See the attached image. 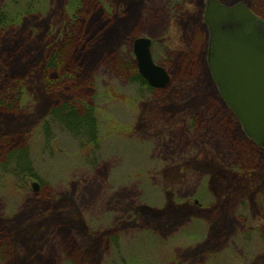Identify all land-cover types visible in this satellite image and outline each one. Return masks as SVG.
I'll use <instances>...</instances> for the list:
<instances>
[{"label":"rangeland","instance_id":"1","mask_svg":"<svg viewBox=\"0 0 264 264\" xmlns=\"http://www.w3.org/2000/svg\"><path fill=\"white\" fill-rule=\"evenodd\" d=\"M74 3L0 0V10L26 8L24 37L38 22L59 39L80 8ZM84 3L80 13L93 7L92 17L112 24L135 11L125 31L114 30L113 56L81 73L84 87L62 89L67 99L93 102L97 142L49 117L63 101L37 69L44 30L21 48L19 71L32 72L19 113H0V134L28 150L36 176L0 171V234L16 264H264V148L246 138L209 72L206 0ZM10 35L0 37V86L4 60L22 37L8 42ZM139 36L169 74L163 88L131 80Z\"/></svg>","mask_w":264,"mask_h":264},{"label":"trees","instance_id":"2","mask_svg":"<svg viewBox=\"0 0 264 264\" xmlns=\"http://www.w3.org/2000/svg\"><path fill=\"white\" fill-rule=\"evenodd\" d=\"M85 1L86 0H75L74 9L79 6L80 8L75 11L76 14L73 22L59 39H55L54 36L51 37V29L48 26L42 29L36 28L35 26L38 27L41 25L38 22L34 23L35 26H30V29L33 34H31L32 36H35L39 31H45L43 39L37 42L38 50H41V54L43 53V61L37 64V69L44 80L45 88L52 93H58V97L63 101L59 106L56 105V107L50 108L48 112L49 117L59 122L73 135L86 138L87 141L91 143H96L98 134L93 102L91 100L87 102L83 95L76 94L68 98L70 99L68 101L66 96H63L62 89L70 90L74 88L76 90L84 87V85L80 84L82 82L77 80L81 76V73H86L85 69H89L98 59L103 60L107 58V60H109L113 56L110 55V53L115 49V38L118 34L114 32V30L117 29L116 31H118L119 29H123L125 31L130 22L132 24L135 19V11L132 7L128 17L124 20H118L117 23L113 21L112 24L110 18L103 21L100 17H92L95 10L92 12L90 11L93 7H91L88 13H80L79 10L85 8L87 3H84ZM248 2V7L253 13L264 20V2L261 0H249ZM25 9L18 13H13L6 9L0 10V37L10 33L11 35L8 37V42H12L15 38L17 40L19 35H22L20 38L21 40H18V45L14 46V51L11 50L8 54V58L4 60L7 68H4L5 78L2 80L0 86L1 114L8 112L19 113L24 96V87L30 79L28 76L32 72L31 71L26 77L21 75L19 71V68L24 62V60L19 59V55L22 52L21 48L25 46L30 48L29 44L34 41V37H32V40L30 39L31 35L29 37H24L23 33L25 30L22 31L20 29V23L27 24L29 22V19L24 17L26 15ZM108 16L109 15L104 12V17L107 18ZM14 28H17L16 32L13 31ZM98 38H100V40H98ZM97 40L100 43V47L98 52L95 53L98 47V44H95ZM13 54L15 59L13 58ZM12 59L14 60L12 61ZM8 68L10 69L8 70ZM7 73L10 80L6 79ZM131 80L146 85L145 81L138 74L135 66ZM149 89L151 90V88ZM91 97H93V95ZM14 137L15 135L0 134V171L5 173L24 174L36 178L32 173L30 160L28 158V150L26 148H14V146L11 145L9 138ZM114 226H117V230L119 229V225ZM67 235L71 237V233H67ZM113 235L115 234L113 233ZM1 236L2 234H0V262L3 263L6 261L8 264H16L14 252L13 250H9L10 245L8 244V240L5 237L2 239ZM114 238L115 237H113V239ZM28 261L27 259L21 260L19 258L21 264H28Z\"/></svg>","mask_w":264,"mask_h":264},{"label":"water","instance_id":"3","mask_svg":"<svg viewBox=\"0 0 264 264\" xmlns=\"http://www.w3.org/2000/svg\"><path fill=\"white\" fill-rule=\"evenodd\" d=\"M203 19L211 77L243 132L264 147V20L242 2L225 5L218 0H206ZM150 45L147 37L133 39L136 67L149 86L163 88L169 75L153 62Z\"/></svg>","mask_w":264,"mask_h":264}]
</instances>
